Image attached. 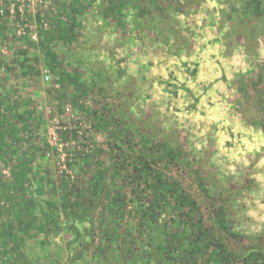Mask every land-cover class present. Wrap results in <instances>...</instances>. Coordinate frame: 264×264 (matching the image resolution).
Here are the masks:
<instances>
[{
	"label": "rangeland",
	"instance_id": "rangeland-1",
	"mask_svg": "<svg viewBox=\"0 0 264 264\" xmlns=\"http://www.w3.org/2000/svg\"><path fill=\"white\" fill-rule=\"evenodd\" d=\"M0 264H264V0H0Z\"/></svg>",
	"mask_w": 264,
	"mask_h": 264
}]
</instances>
